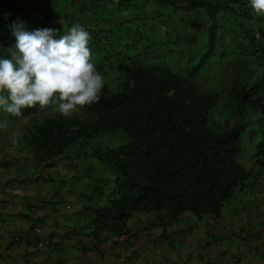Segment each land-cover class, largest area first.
Returning <instances> with one entry per match:
<instances>
[{"label": "trees", "instance_id": "1", "mask_svg": "<svg viewBox=\"0 0 264 264\" xmlns=\"http://www.w3.org/2000/svg\"><path fill=\"white\" fill-rule=\"evenodd\" d=\"M240 1L192 0L189 6L195 5L194 11L203 8L206 15L201 22L190 23L191 27L214 37L220 26L215 18L218 13L248 16L229 6ZM5 22L10 21L0 26ZM194 40V55L202 53L206 42ZM185 49L183 45L173 46L169 56L153 66L120 63L117 88L104 84L99 102L83 106L76 116L34 120L23 130V142L30 148L33 164L41 170L52 167L68 152L77 153L80 145L92 140L101 142L103 136L110 144L115 134L118 139L123 137L119 146L105 145L93 153L102 169L114 176L105 206L94 210L93 240L101 233L124 234L128 221L138 213L156 214L164 227L176 224L186 213L199 219L205 215L218 217L237 189L247 184L249 174L238 162L246 125L221 129L209 124L208 114L221 95L197 91L191 79L198 67L188 75L170 69L180 62ZM111 55L113 60L119 58L116 52ZM124 57L133 58L127 54ZM252 98L238 93L232 98L237 109L228 102L231 111L239 113L246 103L257 106ZM254 108L264 118L263 101ZM260 137L256 164L264 169V130ZM33 238L39 241L38 236ZM23 240L28 245L29 241Z\"/></svg>", "mask_w": 264, "mask_h": 264}, {"label": "crops", "instance_id": "2", "mask_svg": "<svg viewBox=\"0 0 264 264\" xmlns=\"http://www.w3.org/2000/svg\"><path fill=\"white\" fill-rule=\"evenodd\" d=\"M82 6L90 9L82 12ZM102 9L111 11L109 20L97 16ZM116 11L129 15L122 0H0V23L10 21L0 26V58H6L7 48L15 43L10 27L15 21H23L27 31L60 24V35L65 34L64 25L80 24L91 36L90 62L110 82L117 75L113 69L101 66V61L108 60L106 52L123 56L139 52H132V45H138L137 37L125 36L127 29L124 32L122 28L116 38L108 30L112 29L107 24L115 20ZM22 112L17 118L0 108V121H8L6 128H0V264H166L165 258L171 257L174 264H207L206 257L220 254L228 259L243 256L248 263L264 254L263 233L250 244L258 246L254 251L246 247L247 255L244 243L232 234L238 227L248 236L255 234L259 221H248L247 208L254 204L246 201H236L223 219L207 217L201 223L188 219L163 235L160 228L143 232L145 223L133 222L132 238L127 236L124 242H117L114 237L102 236L103 242L93 250L94 242L89 238L92 215L88 208L98 206L94 198L97 192L91 193L98 188L97 182L107 179V173L102 175L92 160L91 150L68 152L43 170L34 165L30 148L22 139L23 130L34 120L59 112L58 104L43 109L37 105ZM102 183L110 187L109 180V184ZM256 205L264 210L262 203ZM32 226L40 229L39 240L56 239V247L34 249L16 240L28 235Z\"/></svg>", "mask_w": 264, "mask_h": 264}, {"label": "clouds", "instance_id": "3", "mask_svg": "<svg viewBox=\"0 0 264 264\" xmlns=\"http://www.w3.org/2000/svg\"><path fill=\"white\" fill-rule=\"evenodd\" d=\"M175 1L179 2L182 0H122L124 4H127L129 15L126 19H123V14L117 11L114 12L115 20L107 24L112 26V29L108 30L113 32L116 38L120 30L125 28L122 26L126 25L127 21L125 22V20H128L133 12L137 17H134L128 26L134 36L137 37L138 42V45L134 46L135 49L132 52L135 53V50H139V52H137L138 55L134 54L132 60L125 58L118 52V56L120 58L123 57V59L115 63L111 61L112 55L110 51L106 52L108 60L101 61V66L105 69H113L117 75L116 79L111 78L110 82L105 81L103 75L96 70L94 63L90 62L92 53L88 45L91 36L80 24H73L71 27L64 25L65 34L60 35V28L63 26L60 24L45 26L44 29L27 31V26L23 21H15L10 26L12 36L15 37V43L7 48V57L0 58V108L5 113L17 118L23 115L22 109H30L37 105L43 109L50 104H58L59 112L41 119L50 118L54 115L76 116L81 114L83 106L99 102L104 84L111 83L113 87L117 88L120 81L117 71L118 64L153 66L160 64L165 56H169L172 47L169 50L160 48L162 43L157 40V24L161 23L162 17L167 15V12H164L165 10L169 11L168 14L171 11H175L173 8L175 7L173 5ZM191 1L184 0L187 5L184 3L183 6L189 7V10H183L180 7L181 11L178 12V16L174 17L176 20L192 11L196 12V15L199 17L195 18V21L201 22L203 20L199 16V12L203 8H198V10L194 11L196 6L192 4L189 6ZM162 3L165 5H162ZM229 6L238 12V14H247L248 16L237 17L233 13H218L215 18L220 22V26L214 37L209 38V33H205L203 29L200 33L197 32L199 34L205 33V42L208 45H213L216 41L220 45V48H218L219 55L224 58L229 56L228 60L209 71L202 72L201 70V73L198 71L191 81L200 94L219 93L221 95L217 106L208 114L210 125L221 129L225 126L230 127L240 123L246 125L245 131L241 134L238 162L249 174L247 184L245 187L237 189L235 192L236 196L222 207L220 216L218 217L205 215L199 219L186 213L179 218L176 224L164 227L158 222L159 216L156 214L138 213L128 221L127 230L124 234L114 236L101 233L97 240H93L90 233L95 218L94 210L105 206L106 199L114 187L113 174L102 169L93 153L105 145L108 147L119 146L123 142V137L121 136L120 143L115 144H107L102 136L103 140L101 142L92 140L87 144L80 145L78 151H93L91 154L92 160L96 161L98 167L103 172L102 175L107 173V179L105 180L103 177L100 183L97 182L98 188L91 193L93 195V193L97 192L94 198L97 199L98 206L88 208L92 215L89 238L94 242L92 245L93 250H97L99 244L103 242L102 236L105 239L114 237L117 242L120 240L124 242L127 236L132 238L134 236L131 234V224L133 222H144L143 232L152 227L160 228L163 235L168 229L176 227L180 222L187 223L188 219H192L195 223H201L207 217H213L217 220L223 219V215L228 212V209L236 201L241 203L246 201L254 204V206L247 208L246 216L248 221H259V223L253 232L255 234L248 236L241 227L234 229L232 234L237 240L244 243L242 246L245 255L249 254L247 246L250 252L258 247L257 245L250 244L257 242L258 238L261 237L260 233L264 234V210L256 205L257 203L264 205V169L256 164V145H260V142H262L260 136L264 130V118L254 108L260 106L262 101L264 103V0H243L239 3H232ZM154 8H156V11ZM89 9L87 6H82L81 11L84 12ZM110 12L102 9L100 14L96 15L107 21L111 16ZM181 12H185V14L180 15ZM135 19H143L145 21L142 29L135 23ZM179 20L184 22L182 18ZM194 20L190 21V23L194 22ZM176 27H178L177 23ZM129 28L127 27V30ZM159 28L165 30V26L160 24ZM170 34L176 36V32L172 30ZM194 37L200 43L199 37ZM157 43L159 45L156 47L155 44ZM200 54L201 52L193 55V58L188 60V63L184 64L180 62L176 64L175 67L178 69L176 73L182 72L188 75L194 67H198L196 64L193 67L189 65ZM200 64L199 62L198 65ZM241 92L245 94L247 99L253 97L252 101H256L258 104L257 106H253L246 103L239 113H233L228 102L237 109V105L232 98H235ZM256 98H260L261 101ZM219 107H225L228 111L227 114L234 116L233 123L230 122L229 117L219 120L215 119V112ZM7 126V120L0 121V128H6ZM115 135H118V133ZM13 142L15 143V141ZM99 143H101V146ZM108 180L110 187H104L102 182L109 184ZM31 232L33 236L32 234H28L16 240L24 242V238L29 241V246L40 250H46L51 247L55 248L58 244L54 238L35 240L36 238L33 237L40 233V229L35 226ZM171 258H165L166 264H174V259ZM258 259L264 260V254L259 255L257 261H259ZM246 260L243 256L240 258L231 256L228 259L222 254L209 258L206 257L207 264H246Z\"/></svg>", "mask_w": 264, "mask_h": 264}, {"label": "rangeland", "instance_id": "4", "mask_svg": "<svg viewBox=\"0 0 264 264\" xmlns=\"http://www.w3.org/2000/svg\"><path fill=\"white\" fill-rule=\"evenodd\" d=\"M184 3H185L184 0L179 1V2L175 1L173 4L175 7L172 6L175 9V11H173V12L171 11L169 14H168L169 11H167V15L162 17V19L160 20L161 23L159 22L157 24V26H158L157 40H158V42L162 43L160 45V48L163 50H169L170 47H173L176 45L177 46H182V45L185 46L186 49L184 50V53L181 54V59H180L181 60L180 62H183L185 64V63H188V60L193 58V55H194V53H193L194 50L191 49V47H194L193 44L191 43V41L194 40V36H196V37L198 36L200 42H203V41H205V33L199 34V33H197L196 28H193L190 26V21L194 20L195 18H199L198 15H196L197 14L196 12L192 11V12L187 13L186 15H184L185 12H181L180 15H184V16L179 17L178 20H176L174 18V17L178 16V12L181 11L179 9L180 7H182L183 10H189V7L183 6ZM162 5H165V4L162 3ZM185 5H187V4L185 3ZM139 9H141V7H139ZM154 10L156 11V8H154ZM204 14H205V11H204V9H202L199 12V16L203 18ZM122 17H123V19H126L127 16H126V14H123ZM134 17H137V16H135V14L132 12L128 21L126 22V25H122V26H125L124 31L127 29V27L129 28L128 25L131 23V21L134 19ZM180 18H182L184 22H181L179 20ZM135 23H137L141 29L145 25V21L143 19H135ZM176 23L178 24V27H176ZM159 24L165 26V30H162L161 28H159ZM171 30L176 32L177 37L172 36V34H170ZM139 34H141V33H139ZM124 35L127 36L128 38L134 37V34L130 28L127 31V33ZM122 42H123V40H122ZM181 43H184V44H181ZM155 45L157 47L159 45V43H157ZM218 48H220V45L216 41L213 43V45L212 44H209V45L206 44L203 48L202 53L199 55V57L196 59H193L190 62L189 66L193 67L196 64V66H198L197 72L200 71V73H201V70H202V72H206V71H209L211 69H214L215 67H218L221 63L228 60V57H229V56H226L227 58H224V57L220 56L218 53ZM202 54H203V56H202ZM171 62H174V61H171ZM199 62L202 65L201 64L198 65ZM170 67H171L170 69H172L173 71L174 70L176 72L178 71V69L175 66H170ZM227 113H228V111L225 109V107H219L215 112V116H216L215 119L219 120V119H223L224 117H229L230 122L233 123L234 122L233 121L234 116H229ZM249 118H251V117H249ZM118 142L120 143L121 139H118L117 135L112 136L110 143L115 144ZM79 182L81 184L83 182V180H81ZM80 187H81V185H80ZM80 190H81V188H80ZM262 246L264 247V244ZM262 251L263 250H261V252ZM258 260L259 261H257V260L250 261L246 264H264V260H260V259H258Z\"/></svg>", "mask_w": 264, "mask_h": 264}]
</instances>
